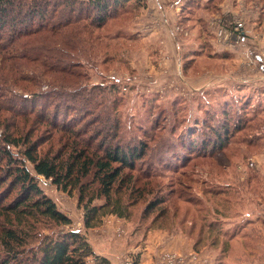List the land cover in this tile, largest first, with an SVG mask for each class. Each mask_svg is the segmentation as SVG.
<instances>
[{
	"label": "rangeland",
	"instance_id": "rangeland-1",
	"mask_svg": "<svg viewBox=\"0 0 264 264\" xmlns=\"http://www.w3.org/2000/svg\"><path fill=\"white\" fill-rule=\"evenodd\" d=\"M182 1L184 9L190 0ZM150 2L143 0L135 11L110 20L100 31L108 38L103 36L86 62L91 75L88 87L111 88L113 83L117 87L106 97L98 93L96 106L92 104L99 120L109 122L95 121L90 127L99 130L119 120L126 138L131 129L137 140L143 134L136 125L150 126L159 118L150 132L148 152L135 169L139 184H146L166 202L149 214L144 212L145 200L152 197L148 195L129 218L108 214L100 225L86 229L76 191H63L42 175H37L39 184L73 219L72 228L85 233L94 251L111 264H264V125L258 133H238L224 148L206 155L187 158L169 146L174 137L170 131L191 125L189 115L201 117L204 109L219 108L224 97L227 101L252 95L250 111L264 117V73L257 69L255 63L261 61L254 54L264 63V0L255 6L251 0L256 21L242 13L231 18L217 14L218 6L213 11L201 9L194 15L197 19L184 21L182 10L174 18L166 8L170 18L156 13L154 20H148L151 8L155 9ZM243 5L234 7L240 11ZM240 21L245 36L237 40L230 30ZM166 33L173 41L164 37ZM195 47L203 53L186 55ZM218 50L230 55L209 53L220 54ZM243 138L256 139L260 145ZM49 145L47 141L43 148Z\"/></svg>",
	"mask_w": 264,
	"mask_h": 264
},
{
	"label": "trees",
	"instance_id": "trees-1",
	"mask_svg": "<svg viewBox=\"0 0 264 264\" xmlns=\"http://www.w3.org/2000/svg\"><path fill=\"white\" fill-rule=\"evenodd\" d=\"M142 3L0 0V264H110L94 251L85 233L72 228L73 219L45 193L37 175L63 191L77 192L86 229L100 225L108 214L129 218L148 195L152 197L145 200L144 212L149 214L166 202L139 184L135 169L148 152L150 132L159 118L150 126L136 125L142 137L134 140L130 129L126 138L119 120L108 125L109 119L99 120L93 109L98 93L106 97L117 86L89 90L87 83L88 59L108 38L100 31ZM217 6L216 0L205 5L190 0L182 9L183 19H197L194 15L201 9ZM185 53L203 52L191 48ZM251 98L224 97L219 108L204 109L205 116L189 115L191 125L170 131L174 137L169 146L189 158L224 148L242 131L258 133L264 117L250 111ZM95 121L107 123L102 130L93 125L94 130L90 125ZM243 139L260 145L256 139ZM47 141L50 145L44 149Z\"/></svg>",
	"mask_w": 264,
	"mask_h": 264
},
{
	"label": "crops",
	"instance_id": "crops-1",
	"mask_svg": "<svg viewBox=\"0 0 264 264\" xmlns=\"http://www.w3.org/2000/svg\"><path fill=\"white\" fill-rule=\"evenodd\" d=\"M178 1L179 0H155V1L151 0L150 3H153V5L155 6V9L151 8L150 14L147 17L148 20H154L155 17L157 16L156 13H159V14L164 13V15H166V18H170L169 13H171V15H173L174 18L180 16L181 10H182L181 6L183 5V1L182 0H180L179 2ZM243 1L246 2L245 5H243V3H242ZM258 1L259 0H253L252 4L255 6L256 4H258ZM247 2L250 3L248 7H247ZM241 4L243 5V7H241L240 11L237 9V7L236 8L234 7V6L241 5ZM251 6H252L251 0H222L220 3H218V9H217L216 13L217 14L222 13V15L228 14L229 18H231V16L239 15L240 13H242V15H244V16L249 15V18L256 21L259 19L258 17H256V16H258V14L256 11L254 12V10H253L254 6H252V7ZM168 7H170V8H168ZM166 8L169 10V13H168V11H166ZM240 17H242V16H240ZM167 36H168V41L172 40L171 38H169V36L172 37V34H169V33L164 34V37H166V39H167ZM173 36H175V35H173ZM246 39H249L248 36ZM174 49L175 48H173V47L171 48V50H173V51H174ZM197 49H199V48L197 47ZM180 50H181V47H180ZM226 50L231 51V49H226ZM223 51L224 50H218L217 52L221 53ZM179 54H180V52H179ZM254 54L257 57H259L260 58L259 61H261L260 64L255 63L257 69L264 73L263 60L261 59L260 56L257 55V53L254 52ZM253 62H255V61H253ZM241 78H243V77H241ZM110 264H111V262H110Z\"/></svg>",
	"mask_w": 264,
	"mask_h": 264
},
{
	"label": "built area",
	"instance_id": "built-area-1",
	"mask_svg": "<svg viewBox=\"0 0 264 264\" xmlns=\"http://www.w3.org/2000/svg\"><path fill=\"white\" fill-rule=\"evenodd\" d=\"M234 29L231 31L230 30V33L234 35H236V39L239 40V39H243L244 36H245V31H244V24L240 21L238 22L237 24L234 25L233 27ZM224 30V29H223ZM223 30H220V34L222 35V37H224V31ZM228 35H225V37L227 38ZM225 38V39H226Z\"/></svg>",
	"mask_w": 264,
	"mask_h": 264
}]
</instances>
